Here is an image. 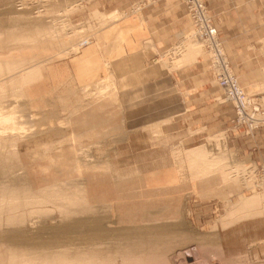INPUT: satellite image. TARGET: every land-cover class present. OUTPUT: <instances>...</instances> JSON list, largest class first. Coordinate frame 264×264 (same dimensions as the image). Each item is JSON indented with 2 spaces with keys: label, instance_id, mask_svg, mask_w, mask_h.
<instances>
[{
  "label": "rangeland",
  "instance_id": "rangeland-1",
  "mask_svg": "<svg viewBox=\"0 0 264 264\" xmlns=\"http://www.w3.org/2000/svg\"><path fill=\"white\" fill-rule=\"evenodd\" d=\"M21 1L0 6V117H11L0 119V264H264V163L241 158L225 131L186 145L125 120L116 77L81 57L119 15L77 18L89 0ZM204 2L262 110L264 5ZM191 31L158 62L204 55L220 86ZM232 52L250 56L240 71L260 68L256 85ZM230 125L264 127L237 114Z\"/></svg>",
  "mask_w": 264,
  "mask_h": 264
},
{
  "label": "crops",
  "instance_id": "crops-1",
  "mask_svg": "<svg viewBox=\"0 0 264 264\" xmlns=\"http://www.w3.org/2000/svg\"><path fill=\"white\" fill-rule=\"evenodd\" d=\"M10 1L0 0V6ZM139 1L89 0L85 10L76 14L81 18L90 10L101 9L106 14L119 15L98 33L100 43L91 42L81 57L86 61L102 57L108 72L116 77L125 120L157 124L163 133L180 137L186 145L200 142L206 134L225 131L231 149L241 158L264 163V127L252 136H244L231 127V120L236 118L234 105L230 100H219L222 90L212 81L204 55L188 57L174 69L158 62V56L173 50L193 28L182 0H159L136 14L129 13ZM226 2L218 0L216 5ZM230 2L231 13L234 8L264 5V0ZM218 30L223 34L222 26ZM231 55L238 72L242 63L250 62L249 55ZM241 71L242 80L251 85L258 83L262 73L259 67Z\"/></svg>",
  "mask_w": 264,
  "mask_h": 264
},
{
  "label": "built area",
  "instance_id": "built-area-1",
  "mask_svg": "<svg viewBox=\"0 0 264 264\" xmlns=\"http://www.w3.org/2000/svg\"><path fill=\"white\" fill-rule=\"evenodd\" d=\"M159 0H140L131 7L130 13H138L142 8ZM23 1L17 0L18 6ZM193 24L191 33L200 42L210 58V64L216 82L222 87L226 99L233 102L239 122L247 124L250 129L258 128L264 123V108L240 85L223 50L218 27L212 21L204 0H182Z\"/></svg>",
  "mask_w": 264,
  "mask_h": 264
},
{
  "label": "bare ground",
  "instance_id": "bare-ground-1",
  "mask_svg": "<svg viewBox=\"0 0 264 264\" xmlns=\"http://www.w3.org/2000/svg\"><path fill=\"white\" fill-rule=\"evenodd\" d=\"M239 85H240V84H239ZM5 115H6V114H5ZM8 116H9V114H8ZM8 116H4V115H3V116L0 117V119H2V120L4 119V120H5V119H7V118H11V117H8ZM12 116H13V115H12ZM2 120H1V122H2ZM4 120H3V121H4ZM8 120H9V119H8ZM5 122H6V121H5ZM3 123H4V122H3ZM7 123H8V122H7ZM5 125H6V124H5ZM6 128H7V127H6ZM196 160H197V159H196ZM46 260H47V259H46ZM46 263H47V261H46ZM47 264H48V263H47ZM49 264H54V261L50 260Z\"/></svg>",
  "mask_w": 264,
  "mask_h": 264
}]
</instances>
